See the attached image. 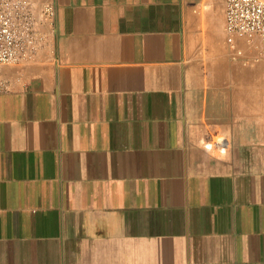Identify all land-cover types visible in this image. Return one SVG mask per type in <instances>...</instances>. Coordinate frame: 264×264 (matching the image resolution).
Here are the masks:
<instances>
[{
	"label": "crops",
	"instance_id": "0c3cea01",
	"mask_svg": "<svg viewBox=\"0 0 264 264\" xmlns=\"http://www.w3.org/2000/svg\"><path fill=\"white\" fill-rule=\"evenodd\" d=\"M6 1L35 49L0 69V264H264L225 0Z\"/></svg>",
	"mask_w": 264,
	"mask_h": 264
},
{
	"label": "built area",
	"instance_id": "2783aa9c",
	"mask_svg": "<svg viewBox=\"0 0 264 264\" xmlns=\"http://www.w3.org/2000/svg\"><path fill=\"white\" fill-rule=\"evenodd\" d=\"M18 18L10 3L0 0V69L33 56L32 31L26 21L20 22ZM225 32L229 38L257 39L258 55L264 59V0H225ZM239 54L237 51L236 55ZM4 89L5 85L0 81V91Z\"/></svg>",
	"mask_w": 264,
	"mask_h": 264
},
{
	"label": "rangeland",
	"instance_id": "374dc122",
	"mask_svg": "<svg viewBox=\"0 0 264 264\" xmlns=\"http://www.w3.org/2000/svg\"><path fill=\"white\" fill-rule=\"evenodd\" d=\"M234 38H230L231 44L233 43ZM238 38L240 40L239 48L235 50V53H232L230 55V59L234 63L238 60V78L241 77L239 78V80L255 79L256 81H258V80L264 79V59L259 57L256 45H252L251 43H249L250 40L247 37L238 36ZM237 51L240 52L239 55H236ZM4 66H7V65H4ZM261 112L262 111L259 109L258 111L254 112L255 115L256 113H258L260 118H255L254 125H253L254 127V152H255L256 162H258V164H262V162L264 161V141H263L264 120L261 119V115H262ZM243 126H245V124ZM246 137H247L246 135L239 136L240 142L241 140H243L245 143ZM222 139L224 141L225 140L227 141V136L222 135V134H216L212 136V140L209 143L211 145L217 144V143L219 144L220 142L222 143ZM243 149L244 147L242 148V150ZM242 150L240 147V150H239L240 153L245 152Z\"/></svg>",
	"mask_w": 264,
	"mask_h": 264
},
{
	"label": "bare ground",
	"instance_id": "6f19581e",
	"mask_svg": "<svg viewBox=\"0 0 264 264\" xmlns=\"http://www.w3.org/2000/svg\"><path fill=\"white\" fill-rule=\"evenodd\" d=\"M239 78H241V77H239ZM226 140L224 141L223 139H222V144H224V145H226Z\"/></svg>",
	"mask_w": 264,
	"mask_h": 264
}]
</instances>
